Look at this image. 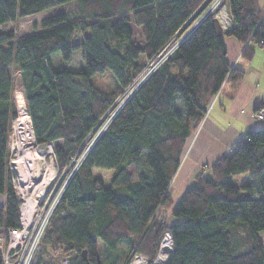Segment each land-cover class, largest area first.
Listing matches in <instances>:
<instances>
[{"label": "trees", "instance_id": "1", "mask_svg": "<svg viewBox=\"0 0 264 264\" xmlns=\"http://www.w3.org/2000/svg\"><path fill=\"white\" fill-rule=\"evenodd\" d=\"M225 2L233 27L204 18L131 95L68 184L42 245L66 247L70 264H127L135 253L152 261L168 232L173 251L163 264H264V128L217 160L211 177L197 175L177 203L170 196L211 99L244 77L229 64L225 37L242 43L247 59L264 49L257 0ZM72 3L74 19L60 12L23 36L0 30V233L19 224L8 165L17 106L25 103L36 141L54 146L63 170L141 74V56L151 61L177 44L212 0H0V28ZM105 74L115 90L93 84ZM240 175L249 181L239 185Z\"/></svg>", "mask_w": 264, "mask_h": 264}, {"label": "built area", "instance_id": "2", "mask_svg": "<svg viewBox=\"0 0 264 264\" xmlns=\"http://www.w3.org/2000/svg\"><path fill=\"white\" fill-rule=\"evenodd\" d=\"M210 15L220 20L224 30H230L233 27L225 0H212L195 27ZM186 36H182L177 44L165 47L155 59L150 61L148 70L142 73L133 86L125 92L118 108L112 109V107L103 118L101 127L95 129L89 136L92 142L83 156L79 159L73 157L63 170L59 167L54 146L36 141L29 114H18L12 119L8 139V165L12 173V187L19 200V224L15 228L3 229L0 234L2 264H34L50 222L84 157L131 95L156 71ZM254 117L259 121L264 120V106L255 111ZM87 141L88 139L86 143ZM163 250L165 253L162 254ZM172 251V235L168 232L160 242L155 259L151 261L135 253L127 264H163ZM70 262L71 256L65 255L62 264H70Z\"/></svg>", "mask_w": 264, "mask_h": 264}, {"label": "crops", "instance_id": "3", "mask_svg": "<svg viewBox=\"0 0 264 264\" xmlns=\"http://www.w3.org/2000/svg\"><path fill=\"white\" fill-rule=\"evenodd\" d=\"M257 4L264 16V0H257ZM224 42L230 66L243 71L244 77L222 86L211 99L199 128L188 138L180 168L171 185L170 196L174 203L195 183L197 175L203 173L205 177H211L212 165L231 155L248 132L264 128V120L254 117L255 111L264 105V49L257 48L252 58L247 59L242 55L245 46L237 39L227 36ZM17 108L23 112L26 105L20 103ZM5 203L6 196L0 194V206ZM174 221L170 220L171 223ZM260 239L264 246L263 234Z\"/></svg>", "mask_w": 264, "mask_h": 264}, {"label": "rangeland", "instance_id": "4", "mask_svg": "<svg viewBox=\"0 0 264 264\" xmlns=\"http://www.w3.org/2000/svg\"><path fill=\"white\" fill-rule=\"evenodd\" d=\"M77 11H78V5H77V3H72V4H69V5L64 6V7H61V8L60 7H54V8L45 10V11H43L41 13L35 14L33 16H28V17H25V18H20V19H18L14 23L5 24V25L1 26L0 30H3V31L14 30V31L17 32L18 36H23V35H27V34L32 33L34 31V27L35 26H36V29H39L40 28L41 21L44 20L47 17H50V16L55 15V14H58L60 12H68L69 15L74 19L78 15L77 14ZM196 24H197V21H195L189 27V29L186 31V33L183 36H186L195 27ZM76 40L77 41H80V40H82V37L81 36H78L76 38ZM141 62L145 64V67H144V69L141 72V74L142 73L144 74L148 70L147 65L150 64V61L147 60L144 56H141V58L139 60V63H141ZM140 75L137 78L134 79L133 83L126 90H124L123 92H121L119 94V97H117V101L113 105V108L112 109L118 108V106L120 105V103L122 101L123 95L125 94V92L128 89H130L133 86V84L136 82V80L139 79ZM92 82L99 89L104 90L106 92L113 91V90L116 89V85L114 83V80H113L112 76L109 75V74H105L104 76L96 75V76H94L92 78ZM208 109H209V107H208ZM22 111L23 112H19L18 111L19 112L18 114H22V113L25 114V113H27V112H24L26 110H22ZM91 142H92V139L91 138H88V141H87V143L85 145L84 150L82 151V148L83 147L81 148V150H79V152L76 155V159H79V158H81V156H83V154L85 153V151L88 148V145ZM100 174L104 178H106L105 176L108 175L106 172H100ZM234 181L236 183H238L239 185L240 184L243 185V184H246L249 181V177L247 175L236 176L234 178ZM220 195H222V192H220ZM161 213L164 214L169 219L168 221H170V220L173 219L170 216V211H168V210H161ZM18 223H19V221H18ZM65 248L66 247H64L62 245L59 246V247H57V248H52V247H50V246H48L46 244L41 245V249L39 250V252L37 254V258H36L35 263H37V261H39V260H42L41 263H44V264H62V261H63L65 255L67 254V252H65ZM159 248H160V246H159Z\"/></svg>", "mask_w": 264, "mask_h": 264}, {"label": "bare ground", "instance_id": "5", "mask_svg": "<svg viewBox=\"0 0 264 264\" xmlns=\"http://www.w3.org/2000/svg\"><path fill=\"white\" fill-rule=\"evenodd\" d=\"M168 243V242H167ZM165 253V250L162 251V254Z\"/></svg>", "mask_w": 264, "mask_h": 264}]
</instances>
